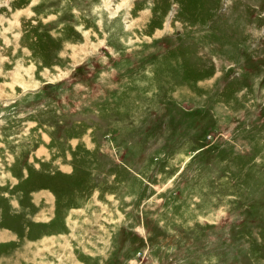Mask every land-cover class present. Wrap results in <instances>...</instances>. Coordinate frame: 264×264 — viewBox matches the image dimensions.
<instances>
[{
  "label": "rangeland",
  "instance_id": "1",
  "mask_svg": "<svg viewBox=\"0 0 264 264\" xmlns=\"http://www.w3.org/2000/svg\"><path fill=\"white\" fill-rule=\"evenodd\" d=\"M0 264H264V0H0Z\"/></svg>",
  "mask_w": 264,
  "mask_h": 264
}]
</instances>
